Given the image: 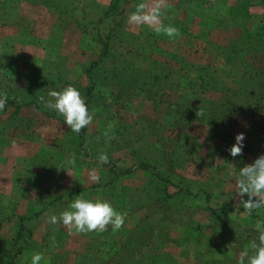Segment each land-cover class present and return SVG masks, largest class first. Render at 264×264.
<instances>
[{
  "label": "rangeland",
  "instance_id": "rangeland-1",
  "mask_svg": "<svg viewBox=\"0 0 264 264\" xmlns=\"http://www.w3.org/2000/svg\"><path fill=\"white\" fill-rule=\"evenodd\" d=\"M205 1H207L208 6L206 13L200 19H196L194 25L190 26L191 30L177 28L178 34L170 38L163 32L157 33L153 27L142 23L138 30H133L135 35L128 43H119L118 49L116 48L119 57L127 58L130 62L135 61L145 73L149 72L150 61L157 59L155 71L161 72L162 77L157 80L155 76H151L153 79L150 81L155 79L164 87L174 83V88H167V95H165L172 101L180 99L182 95L188 96L189 89H191L189 86L193 85L194 82V86L198 83L196 78L198 71L212 73L215 83L222 80L226 86L239 88L246 67L250 63L264 65V5L250 7V5L238 4L239 0ZM61 2L67 4L71 9L74 7L75 15H80L83 0H61ZM133 2L137 5H147V0H134ZM177 2L178 0H152L151 4L153 7L158 5L161 8L167 5V7L175 8ZM227 11L244 17L246 22L238 23L236 26L237 23L234 19L227 16ZM189 14L192 15L190 12ZM189 14L187 13L188 17H190ZM180 15L184 16L182 11ZM160 20L164 25H172L161 17ZM111 22L112 18H106L100 23V29L103 33L108 31ZM69 25L71 26L69 28L71 30L70 37L67 42V49L63 52L62 39L68 24L60 20L58 11L49 7L45 0H0V35L3 36L0 44L4 43L5 40L7 43L9 41L20 43L17 44L16 49L6 50L5 56L0 59V75L6 74V72H22L24 73L22 80H25L26 76H36L35 74L43 76L50 69L46 66V61L48 59L54 61L57 51H60L63 58L65 57L62 60L63 69L72 71L68 77L78 78L79 69L89 65L93 59L98 57L100 45L94 40L88 42L89 37L87 36V40V37L84 39V35H82L80 47L77 46L76 48V40L73 36H75V29L79 26L76 23ZM241 32L244 35L254 34L248 48L239 52L237 57L228 55L224 58L221 56L219 54L220 45L229 44ZM8 36L12 38L9 39ZM26 45L43 49L45 57H38L39 59H35L31 64L30 60L33 58L30 56L33 54L24 48ZM19 46L21 47L19 48ZM87 50L96 51L97 57L95 58L92 52ZM15 51H18L19 55L22 53V55L17 57L18 54ZM138 55H143V57ZM37 65L43 68L39 70ZM206 65H208L207 68H205ZM10 89L9 92L12 93L13 89ZM251 90L250 87L247 89V91ZM209 93L220 95L217 91ZM44 106L47 107V104ZM125 107L118 108L113 105L105 111L102 106L96 105L90 109L94 113V119L89 125L92 129H96L97 133L89 134L87 132L90 141L88 145H91L92 140H95L94 146L96 147L98 142H102L104 147L102 151L104 152L107 149L112 150L119 147L124 150L128 149L131 153L130 144L140 140L139 153L146 155L148 159H157L161 153L151 148L155 144L150 139L152 135L147 131L148 128H145L147 123L142 119L141 114H149L160 122H166L164 112L166 104L155 108L152 100L138 95L133 98V102L128 105V108ZM13 109L14 106L12 105L8 108L9 111ZM118 112L124 117L121 122L117 118ZM8 116L6 111L0 113V130H6V126L9 128L8 134L5 137H0L1 143L18 147L19 140L9 134L15 120ZM51 117L56 120H63V117L59 116L57 112ZM19 120V123L22 124L35 121L33 117L30 118L29 111L23 114V120ZM262 125H264L262 115L256 116L248 110L244 111L238 121L227 128L229 133L227 141L232 142L229 145L218 144L210 140L207 127L203 124L195 123L188 128L179 142L181 147L177 151L181 155L177 157L178 163L181 165L179 172L186 175V182L192 185L194 190L199 189V195L178 196L174 194L175 191L177 192L176 186L171 184L169 190L175 196L173 197L175 203H167L168 208L162 207L164 202H160L161 204L158 202L154 205V199H156L154 197H151V200L147 198L148 201H151V207L148 208V210L150 209L149 214L144 216V219L137 212L126 216L123 224L125 229L118 232L117 242L119 241L125 246L121 248L122 251L119 248L114 249L121 252V257H112L110 261L111 256L109 255L112 245L110 239L109 241L106 240L107 244L102 248L103 250L107 249L106 252L101 251L100 253L101 259L105 261L100 262L101 259L98 258L100 256L96 255L99 259L97 262L95 261L96 263L90 260L91 257H94L95 245L88 250V244L93 243V240L87 241V239L73 236L69 245H62L64 250L62 247L60 248L57 243L60 239L57 238L61 237L62 226L65 225L62 223L52 224L48 218L52 214L58 215L68 206H64L62 201L56 200L54 204L45 209V213H37L38 208L36 207L32 214L22 215L24 219V221L20 220V224L24 223L22 237L19 236L18 231L9 238L0 236V264H25V257H30L33 252L43 253L44 258L41 264H60L62 261L65 264H78V252L83 254L82 258H85L84 262L82 259L83 264H90V262L92 264H238L240 253L245 251L243 244H245L244 247L249 255L254 252L252 241L256 238L255 224L257 220L244 212L240 204V197L234 192L235 177L241 167L252 163L258 156L264 154ZM101 133L103 134L102 140L99 139ZM238 133L245 135L244 146L242 152L233 157L229 149L236 143L235 136ZM92 136H94L93 139ZM70 137L73 143H75V138L79 141L78 133L73 132ZM247 142L250 143L246 144ZM142 172L144 173V171ZM144 175L146 180H150V176L147 178L145 173ZM173 180L178 181L176 178ZM63 184L61 181H56L51 192L62 190ZM150 186V189L153 186L152 196H157L156 190L162 195L165 192L164 182L156 181ZM204 190L213 193L208 201ZM138 192L136 191V194ZM27 197L29 198L30 195ZM6 201V198H0V229L6 223L10 225L13 216L16 215L14 212L7 213L6 208L5 210L2 209ZM208 205L222 212L229 207L231 210L226 212L228 214L213 213L207 208ZM225 222L229 225L226 224L225 226ZM163 227H167L168 230L163 231ZM173 228H179L177 234H174ZM34 232L37 235L34 236ZM28 236L31 239L24 249L18 252L22 244H25ZM110 236L111 234L107 235V238ZM142 239H144L145 247L141 249L140 244H137ZM117 242L114 245H118ZM80 243H83L82 246Z\"/></svg>",
  "mask_w": 264,
  "mask_h": 264
},
{
  "label": "trees",
  "instance_id": "trees-1",
  "mask_svg": "<svg viewBox=\"0 0 264 264\" xmlns=\"http://www.w3.org/2000/svg\"><path fill=\"white\" fill-rule=\"evenodd\" d=\"M45 1L49 7L58 11L62 22L68 25L76 23L82 31V35L84 34V37H89V40L87 37L88 42L94 40L99 43L100 51L98 57L93 59L89 65L82 66L79 69L78 78L68 77L72 74V71L63 69L62 60L65 57L63 58L60 51H57L54 61L53 59L45 60L46 66L50 67V69L43 76L35 74L36 76H26L27 78L22 80L24 77V73L22 72L3 73V75H0V96H6L7 102L4 108L0 109V113L7 112L9 106L12 105L15 109L8 117L17 121L22 118L19 114L22 105L34 103L37 106H41V103L48 97L49 91L61 90L69 84L80 90L82 96L86 99L89 110L96 105L102 106L105 111L109 110L113 105L118 108L125 106V108H128V105L132 104L133 98L138 95L152 100L155 108L166 104L164 111L166 122H160V120L149 114H141L142 119L147 123V127L145 126V128H148L147 131L152 135L150 139L155 144L151 148L154 151H160L162 156H157V159H148L144 155L143 158L134 163V167L129 168L136 172L144 171L148 177L150 176V180H148L150 185L156 181L165 183V195L161 198L154 197L156 198L154 199V205L158 202H164L165 204L162 207L168 208L169 205L167 203H175L173 201L174 194L178 196L199 195V189L194 190L192 185L186 182V175L179 172L181 165L178 163L179 159L177 157L181 155L177 151L181 147V143L179 144V142L188 128L192 127L195 123L203 124L207 127L210 140L218 144L229 145L232 142L227 141V135L229 134L227 128L234 125L244 111L248 110L256 116L260 114L264 117V65L250 63L246 67L239 88L226 86L222 80L215 83L212 73L209 71H198L199 74L197 73L196 75L198 83H196V86H194L195 82L189 86L191 89H189L188 96L182 95L180 99L172 101L165 95H167V88H174V83L164 87L162 83L155 81L156 78L159 80L162 77L161 72L155 71L157 69V59L150 61L149 72L145 73L138 67L135 61L130 62L127 58H121L117 55V45L119 43H128L133 38L132 36L135 35L133 33L135 28L140 24L129 21L130 13L136 12L139 6L133 2L134 0H110L108 4H104L99 0H83V7L79 18L74 13V7L71 9L67 4H62L61 0ZM206 3L207 1L205 0H178L175 8L167 7V5L162 6L160 8V17L172 23L178 29L183 28L189 31L196 19H200L206 13L208 7ZM238 4L250 5V7L262 6L264 5V0H239ZM181 11L185 17L180 15ZM95 13L98 14L96 15ZM187 13L190 17L187 16ZM227 14V16L234 19L235 23H237L235 24L236 26L238 23L246 22L244 17L237 16V14L228 11ZM106 18H112V22L108 31L103 33L100 29V23ZM179 33L181 34V32ZM253 36V33L244 35L241 32L229 44L220 45L219 54L224 56V58L228 55L237 57L239 52L244 48H248V44L253 39ZM130 50L132 49L130 48ZM127 52L129 53L130 51ZM3 56L5 55L3 54ZM138 56L143 57V55ZM201 68L203 69V67ZM151 76H155L154 81H150V79H153ZM188 82L190 83L189 79ZM249 87L252 89L251 91H247ZM10 88L13 89L12 93L9 92ZM213 91L219 92L220 95L217 96L214 93H209ZM117 118L121 122V119L124 117L118 112ZM87 129L88 126L78 133L79 143L82 145H85ZM262 133L264 136V125H262ZM93 138L94 136H92ZM101 138L103 139V134L99 136V139ZM95 142V140H92V145ZM89 148L92 151L93 147L90 146ZM175 178L178 181H174L173 179ZM171 184H174L177 188V192L175 191L174 194L169 191ZM212 194L209 190L205 191L207 201L211 198ZM247 198V194H245L244 199ZM207 208L213 213L222 212L211 205H208ZM230 210L231 207L222 213L230 212ZM250 216L256 220L264 219V208L253 210ZM226 224L228 223L225 222V226ZM23 227L24 223L21 224L22 232L19 233L20 237L23 235ZM29 239H31L30 236H28L24 242L25 244H22L18 252L24 249ZM144 239L140 240L137 245L145 244ZM92 240L93 243L88 244V250L92 249L94 245L96 246V248L94 246L96 253L93 249L94 257L90 259L91 262L96 263L99 260L96 255L100 256L98 258H102L100 255L101 251H104L102 245L107 241L103 234L92 237ZM99 242L100 244H97ZM244 245L243 248L246 250ZM119 250L122 251L121 248ZM120 251L116 250L111 253L109 255L111 256L110 261L112 257H121ZM77 254V263L81 264L82 259L84 262L85 258H82L83 254L81 252ZM101 261L105 260L101 259ZM91 262L90 264H92ZM60 264L65 263L62 261Z\"/></svg>",
  "mask_w": 264,
  "mask_h": 264
},
{
  "label": "crops",
  "instance_id": "crops-1",
  "mask_svg": "<svg viewBox=\"0 0 264 264\" xmlns=\"http://www.w3.org/2000/svg\"><path fill=\"white\" fill-rule=\"evenodd\" d=\"M99 1L104 4L110 2V0ZM151 1L152 0H147L146 12H150V10L154 8ZM79 17L80 16L77 15V18ZM140 24L135 28L136 30L140 28ZM145 25L149 26L148 23ZM70 27L71 26L68 25L64 30L65 33L63 32V52L67 49V42L71 31L69 29ZM74 34L75 36L73 37L76 40V48L77 46L79 48L82 31L76 28ZM2 37L3 36L0 35V41ZM8 38L10 39L12 37L8 36ZM5 42L6 40L4 43L0 44V59L6 50L8 51L9 49L12 51L13 48L16 49L18 46L17 44H20L17 41L13 43L10 41L8 43ZM9 45L12 46L9 47ZM20 47L21 46H19V48ZM24 48L34 55L30 56L33 58L30 60L31 64L32 61L34 62L38 57H45L43 49L40 50L37 49L38 47L36 48L29 45L24 46ZM87 51L92 52L95 58L97 57L96 51ZM15 52L17 53L18 51ZM17 54V57L22 55V53H20V55L19 53ZM37 68L41 70L40 65H37ZM47 99H49V96L45 98L41 106H37L34 103H27L20 107L19 114L22 120L23 114L29 111L30 118L33 117L35 121L33 122L32 120V122L28 124H22L19 123L20 120H17L15 124L12 125L10 129L11 133L9 134H11V137L19 140L20 143L18 147H12L7 143H1L0 139V198L4 197L7 200L2 206V209L5 210L6 208L7 210L5 211L10 214L13 212L16 213V215L13 216L14 219L12 218L13 221L11 224L8 225L6 223L3 228L0 229V236L9 238L15 235L17 231V233L22 232L20 224L22 215L28 213L32 214L36 207L38 208L37 213H45V209L54 204L56 200H60L64 203V206H68L78 195L86 199L108 200L118 212L124 214L125 218L137 212L140 213L142 219H144V216H147L150 212L148 208L151 207V197L161 198L164 197L165 193L162 195L156 190L155 194L157 196H152L149 181L146 180L144 173L142 171L136 172L129 169L134 167V163L138 162L140 158L144 157L143 154L139 153L140 140L130 144L132 149L131 153L133 155L128 149L124 150L119 147L112 150L107 149L105 152L108 155V162L101 163L98 158L99 155L104 152L102 151L104 150L102 142L96 144L97 148L92 144L88 145L90 141L87 136L85 145L80 144L76 138L74 139L75 143H73L70 137L73 132L70 130L69 126H67L63 120H56L54 117H51L56 111L44 106ZM13 110H8V115H10ZM6 128V130H0V137H5V135L8 134L9 128L7 126ZM87 132L92 134L96 132V129L94 130L88 125ZM24 134L26 136H23ZM249 143L250 142H247L246 144ZM90 146L93 147L92 151H90ZM93 175L97 176L98 179L94 180L92 178ZM146 176L148 178V175ZM56 181L64 183V188L52 193L51 189L54 188L53 184L56 183ZM136 191L139 192L136 194ZM28 195H30L29 198L27 197ZM147 198L150 200L148 201ZM159 208L162 210L161 207ZM123 229H125V226H122L114 232L109 225L105 231L77 233L75 230L69 231L67 226H62V235L60 238H57L60 239L57 243L58 246L60 245V248H63L62 245H69L73 236L85 240L87 239L88 241L91 240L92 237L101 236V234H103L106 240H111L112 245L110 253H113L115 252L114 248H122L124 246L122 245L123 243L117 242L118 232ZM163 229V231L168 230L167 227H163ZM178 229L173 228L174 234H177ZM110 234L111 236L107 238V235ZM35 235L37 234L34 232V236ZM115 242L119 244L114 245ZM104 243L107 244L106 242ZM82 244L83 243H80L81 246ZM139 246H141V249L145 247L144 244ZM106 250L104 251L106 252Z\"/></svg>",
  "mask_w": 264,
  "mask_h": 264
},
{
  "label": "clouds",
  "instance_id": "clouds-1",
  "mask_svg": "<svg viewBox=\"0 0 264 264\" xmlns=\"http://www.w3.org/2000/svg\"><path fill=\"white\" fill-rule=\"evenodd\" d=\"M147 6L140 4L136 12L130 13L129 21L136 23H148L157 33L163 32L172 38L178 34V29L172 25H164L161 20V9L157 5L150 12H146ZM51 99L47 100V107L55 110L63 117V122L70 130L79 133L83 128L92 123L94 113L89 110L85 97L80 90L69 84L61 90H51L48 93ZM7 102L6 96H0V109ZM244 133H238L230 149V154L235 157L242 152L244 146ZM101 163L108 162V155L102 152L99 155ZM94 180L98 179L93 175ZM234 192L240 197V204L248 215L253 210L264 208V154L258 156L252 163L241 167L235 177ZM247 194V199L244 195ZM52 224L62 223L69 231L87 233L92 231H105L111 225L112 231L120 229L125 221L124 214L118 212L112 203L104 199H86L77 196L68 207L58 215L52 214L49 218ZM256 238L252 241V255L247 250L240 253L238 264H264V219L257 220L255 224ZM42 252H33L30 257H25V264H41Z\"/></svg>",
  "mask_w": 264,
  "mask_h": 264
}]
</instances>
